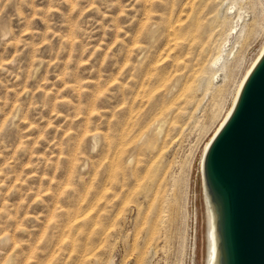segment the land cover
<instances>
[{"label": "rangeland", "instance_id": "obj_1", "mask_svg": "<svg viewBox=\"0 0 264 264\" xmlns=\"http://www.w3.org/2000/svg\"><path fill=\"white\" fill-rule=\"evenodd\" d=\"M263 41L264 0H0V264H206L203 148Z\"/></svg>", "mask_w": 264, "mask_h": 264}, {"label": "water", "instance_id": "obj_2", "mask_svg": "<svg viewBox=\"0 0 264 264\" xmlns=\"http://www.w3.org/2000/svg\"><path fill=\"white\" fill-rule=\"evenodd\" d=\"M236 99L203 155L200 184L214 218L216 264H264V53Z\"/></svg>", "mask_w": 264, "mask_h": 264}, {"label": "bare ground", "instance_id": "obj_3", "mask_svg": "<svg viewBox=\"0 0 264 264\" xmlns=\"http://www.w3.org/2000/svg\"><path fill=\"white\" fill-rule=\"evenodd\" d=\"M264 42V41H263ZM223 46V45H222ZM264 53V44L260 50V53L258 54V56L255 58L254 62L251 64V66L249 67V69L246 71V73L244 74L242 80L240 81V83L238 84L237 87V91L235 94V97L233 99V102L231 104V107L229 109V111L227 112V114L225 115L223 121L220 123V125L218 126V128L216 129V131L214 132V134L212 135V137L209 139V141L206 143L205 148H203V153H202V158L203 155L206 151V149L209 146V143L211 142V140L213 139V137L215 136V134L219 131V129L221 128V126L224 124V122L226 121V119L229 117L234 104L236 102V98L239 95V92L241 90V87L245 81V79L247 78L248 74L251 72V70L253 69V67L255 66V64L258 62V60L260 59L261 55ZM218 59V58H217ZM202 161V159H201ZM207 202V201H206ZM208 202L206 203V210H207V218H208V225H207V260H206V264H216V237H215V229H214V218L212 215V211H210V207H208Z\"/></svg>", "mask_w": 264, "mask_h": 264}, {"label": "snow or ice", "instance_id": "obj_4", "mask_svg": "<svg viewBox=\"0 0 264 264\" xmlns=\"http://www.w3.org/2000/svg\"><path fill=\"white\" fill-rule=\"evenodd\" d=\"M246 86L244 88L243 95L240 97V106L241 107H240L239 111H242L243 110V105L246 103L247 96L251 93L252 88L254 86V80H250ZM236 118L237 117H234L233 119H236ZM218 143H219V141H218Z\"/></svg>", "mask_w": 264, "mask_h": 264}]
</instances>
